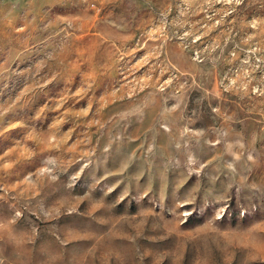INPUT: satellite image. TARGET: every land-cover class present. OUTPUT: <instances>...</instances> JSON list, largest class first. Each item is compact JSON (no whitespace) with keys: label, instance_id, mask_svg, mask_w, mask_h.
<instances>
[{"label":"rangeland","instance_id":"374dc122","mask_svg":"<svg viewBox=\"0 0 264 264\" xmlns=\"http://www.w3.org/2000/svg\"><path fill=\"white\" fill-rule=\"evenodd\" d=\"M0 264H264V0H0Z\"/></svg>","mask_w":264,"mask_h":264},{"label":"bare ground","instance_id":"6f19581e","mask_svg":"<svg viewBox=\"0 0 264 264\" xmlns=\"http://www.w3.org/2000/svg\"><path fill=\"white\" fill-rule=\"evenodd\" d=\"M126 75V74H125ZM123 75V79L126 78V76ZM150 82V76H145L144 78H142V80H131V81H126V84H129V90L132 92H135L137 89L138 90H144L146 89V85ZM132 84V85H130Z\"/></svg>","mask_w":264,"mask_h":264}]
</instances>
